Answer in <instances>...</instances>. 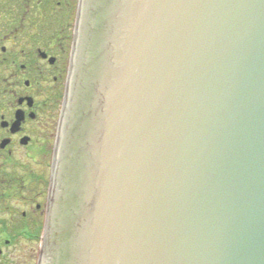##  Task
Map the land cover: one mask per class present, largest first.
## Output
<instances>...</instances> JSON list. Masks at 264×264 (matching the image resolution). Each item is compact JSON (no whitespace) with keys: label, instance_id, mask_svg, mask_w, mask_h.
<instances>
[{"label":"water","instance_id":"1","mask_svg":"<svg viewBox=\"0 0 264 264\" xmlns=\"http://www.w3.org/2000/svg\"><path fill=\"white\" fill-rule=\"evenodd\" d=\"M38 264H264V0H80Z\"/></svg>","mask_w":264,"mask_h":264},{"label":"flooded vegetation","instance_id":"2","mask_svg":"<svg viewBox=\"0 0 264 264\" xmlns=\"http://www.w3.org/2000/svg\"><path fill=\"white\" fill-rule=\"evenodd\" d=\"M80 0H0V264H38Z\"/></svg>","mask_w":264,"mask_h":264}]
</instances>
